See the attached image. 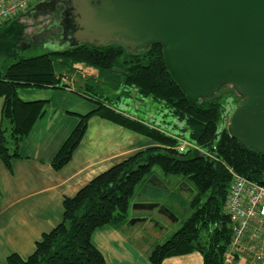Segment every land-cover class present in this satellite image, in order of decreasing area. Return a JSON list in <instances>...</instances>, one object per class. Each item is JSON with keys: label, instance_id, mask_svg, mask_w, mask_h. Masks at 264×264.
I'll use <instances>...</instances> for the list:
<instances>
[{"label": "trees", "instance_id": "obj_1", "mask_svg": "<svg viewBox=\"0 0 264 264\" xmlns=\"http://www.w3.org/2000/svg\"><path fill=\"white\" fill-rule=\"evenodd\" d=\"M57 48L33 57L0 54L4 60V66H0V98L4 100L0 159L8 168H11L12 160L19 157L21 142L42 117L48 102L25 101L19 96V90L22 87L72 90L69 84L75 77L83 82L82 89L74 91L94 101L96 107L79 114L76 126L52 159L54 170H61L71 161L92 116L143 135L157 145L96 176L75 196L65 197L62 220L42 235L33 253L27 258L11 254L2 264H106L104 255L92 242L93 234L105 226L117 229L129 224L131 204L142 202L138 196L145 187L152 190L151 195L142 198L158 204L152 211L145 212L154 215L153 212L158 210L161 220L173 216L164 215L166 211L174 217H186L181 219L179 230L151 249L150 264H162L166 258L194 251L203 255L204 264H226L232 231L225 203L232 173L264 186V153L237 141L227 123L232 109L242 103V98L232 89L222 94L223 87L210 99L192 102L166 68L163 47L159 43H152L142 52H133L114 43ZM78 64L97 69L98 77L83 79L82 71L76 67ZM123 96L134 101L149 99L159 112L172 115L180 122V130L188 132V141L198 149L189 147L180 152V139L185 138L164 129L165 120H159L161 128L118 110L111 97L119 100ZM232 97L240 101L235 99L236 103L232 104ZM165 112L163 115L167 116ZM3 121L10 127L3 125ZM220 123L224 124L221 131ZM156 168L162 175L179 178L180 185L183 182L188 185V189L180 187L183 198L187 197L181 199L183 206L179 211L182 209V215L176 209L178 206L165 200L170 195L165 194L166 190L161 192V188L149 183L151 175L159 176ZM163 181L166 189L171 187ZM171 195L176 196L175 193ZM152 220L158 226L163 222L157 217ZM234 257L238 258V253Z\"/></svg>", "mask_w": 264, "mask_h": 264}, {"label": "water", "instance_id": "obj_2", "mask_svg": "<svg viewBox=\"0 0 264 264\" xmlns=\"http://www.w3.org/2000/svg\"><path fill=\"white\" fill-rule=\"evenodd\" d=\"M54 1L65 6L68 19L39 32L34 43L56 47L114 43L133 52L159 43L166 68L192 102L210 99L225 86L237 91L242 103L230 119L231 134L264 153V0ZM148 181L166 188L156 174ZM180 187L188 189L185 182ZM157 205L137 202L132 211H152ZM168 212L164 215L174 216Z\"/></svg>", "mask_w": 264, "mask_h": 264}, {"label": "crops", "instance_id": "obj_3", "mask_svg": "<svg viewBox=\"0 0 264 264\" xmlns=\"http://www.w3.org/2000/svg\"><path fill=\"white\" fill-rule=\"evenodd\" d=\"M90 69L83 79L98 77V70ZM77 82L83 81L78 79L75 84V90H81L82 83ZM55 92L64 93L67 99L73 94L87 102L86 96L68 88L22 87L19 91V96L25 101L48 102L42 117L21 142L19 157L12 160L11 168L0 159V264L5 263L11 254L27 258L33 253L42 235L50 232L62 220L65 197L75 196L96 176L157 145L143 135L99 116H92L71 161L61 170H54L52 159L76 126L79 114L93 110L91 103L80 107L77 101L72 105L67 102L53 106L50 102ZM130 100L131 107L123 99H119L115 107L133 118L160 125L152 105L150 110L149 99ZM3 104L4 100L0 98V127ZM144 104L147 105V113L142 116ZM3 125L10 127L7 121H3ZM150 190L148 187L141 190L138 200L147 202L144 198L151 195ZM130 216L147 217L148 220L117 229L105 226L93 234L92 242L104 255L106 264H150L151 249L163 242L158 230L161 232L165 228L159 229L152 220L157 217L155 214L133 210ZM243 247L244 250L238 253L239 257L230 264H258V256H261L260 263L264 264V222L251 223ZM162 264H204V258L200 252L194 251L166 258Z\"/></svg>", "mask_w": 264, "mask_h": 264}, {"label": "rangeland", "instance_id": "obj_4", "mask_svg": "<svg viewBox=\"0 0 264 264\" xmlns=\"http://www.w3.org/2000/svg\"><path fill=\"white\" fill-rule=\"evenodd\" d=\"M34 5H35V3H34ZM28 11H26L25 13L16 17L13 20V22L9 23L5 28L0 29V54L10 55V56L21 55V56H25V57H33V56H37V55L46 53V52L51 51V50H55L57 48L56 46L45 45L43 43H34L32 46H28L29 38H31L35 33H37L39 31V29L44 27V25H46L50 21L47 16L42 15V16L35 17V16L31 15ZM3 61L4 60L2 58H0V66H4ZM76 67L81 70V67H84V65L78 64V65H76ZM87 68H89V67H87ZM89 69H87V72H89ZM78 79H79L78 77H75V80H71V82H72L71 84L68 83L69 85H71L72 90L76 89L75 84H76V80H78ZM77 83L81 84L82 82H77ZM229 89L235 90L233 87L225 86L221 93L222 94L228 93V92H230ZM235 94H236V96L241 97L237 93L236 90H235ZM71 95L72 96H70V98L67 99L64 96V93L55 92V94H53V100L50 103L53 106H54V104H67V102L71 103V105H72L74 103V101H77L78 106H80V107L86 106L85 103H88V104L91 103L92 108L96 107V103L94 101H90L87 99V102H84V100L78 99L73 94H71ZM122 99L127 100V104L129 107L132 106V103H131V100L129 97L126 98V96H123ZM235 99L237 101H240L239 99H237V97H232V104L236 103ZM111 102L114 105H117L118 99L111 97ZM237 107L238 106H236L232 109L230 119H231V117H232V115H233V113ZM119 108H121V107L119 106ZM146 110H147V105L144 104L142 106V109H141L142 116H144L147 113ZM150 110H151V104H150ZM152 110H153V112L156 113V117L159 118V120H165L166 123H163V126H162L164 129H166L167 131H170L173 134L181 135L183 138L189 140L188 132L180 130V122L176 118H174L170 114L168 115L167 112L163 111L167 114V116H164L163 112H159L158 108L154 107ZM227 123L229 124L230 120ZM228 124H226L225 127L228 126ZM223 126H224L223 123L219 124V130L220 131L223 129ZM156 170L159 173V176L162 177L163 180H165V182L171 186L170 188H167V189L161 188V192H164L166 190L165 194L171 195L172 193H175V195H176L175 197H172V195H171L172 198L170 197V195H167L165 200L168 201L169 203L172 202V204H174L175 207L178 206L176 209L178 210L179 214L182 215V213H181L182 209H181V211H179V209L182 208V206H183L181 199L183 200L184 198H187V197L184 196V198H183V194H182L181 189H180V179L173 176V175H169V176L162 175L159 168H156ZM184 195L188 196L186 193H184ZM131 208H132V206H131ZM157 213H158V210L153 212V214H155L157 216V218H158V220H160V222L163 221V222H161L162 224H160L158 228L161 229L162 227H164L165 229L162 230L161 232H160V230H158V232L162 234L163 242H165L177 230H179L181 228V226H182V220L181 219H184L186 217L185 216L183 217V215L182 216L179 215L180 217L175 215V217L174 216H172V217L167 216V217H164V220H161L163 218H160Z\"/></svg>", "mask_w": 264, "mask_h": 264}, {"label": "built area", "instance_id": "obj_5", "mask_svg": "<svg viewBox=\"0 0 264 264\" xmlns=\"http://www.w3.org/2000/svg\"><path fill=\"white\" fill-rule=\"evenodd\" d=\"M41 0H0V26L7 21L25 13L34 3ZM86 66L81 67L83 76H87ZM189 147L198 149L188 140L180 139L178 149L186 151ZM232 182L229 187L225 203V213L230 219L232 241L225 255V263L230 264L236 253L244 250V239L250 230L251 223L264 222V186L252 182L243 176L232 173ZM259 263L261 256H258Z\"/></svg>", "mask_w": 264, "mask_h": 264}, {"label": "flooded vegetation", "instance_id": "obj_6", "mask_svg": "<svg viewBox=\"0 0 264 264\" xmlns=\"http://www.w3.org/2000/svg\"><path fill=\"white\" fill-rule=\"evenodd\" d=\"M54 0H42L40 3L38 2L37 4H41L38 7L37 4L33 5L29 9V13L35 17L38 16H47L49 18V22L44 25L37 33H35L31 38H29V46H32L34 44V38L39 32H42L44 29H51L55 26H59L64 20H67L68 17L66 15V8L63 4L56 2ZM56 46V45H55ZM67 46V45H66ZM64 46V47H66Z\"/></svg>", "mask_w": 264, "mask_h": 264}]
</instances>
